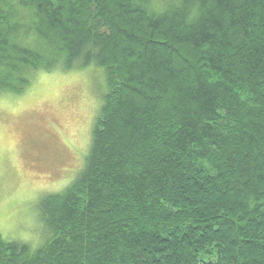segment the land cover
Instances as JSON below:
<instances>
[{
    "label": "trees",
    "instance_id": "trees-1",
    "mask_svg": "<svg viewBox=\"0 0 264 264\" xmlns=\"http://www.w3.org/2000/svg\"><path fill=\"white\" fill-rule=\"evenodd\" d=\"M89 65L83 168L0 264H264V0H0V92Z\"/></svg>",
    "mask_w": 264,
    "mask_h": 264
},
{
    "label": "rangeland",
    "instance_id": "rangeland-1",
    "mask_svg": "<svg viewBox=\"0 0 264 264\" xmlns=\"http://www.w3.org/2000/svg\"><path fill=\"white\" fill-rule=\"evenodd\" d=\"M104 72L37 71L21 93L0 92V235L43 242L38 201L63 191L83 168L105 94Z\"/></svg>",
    "mask_w": 264,
    "mask_h": 264
}]
</instances>
